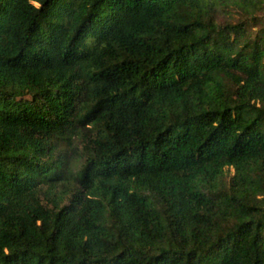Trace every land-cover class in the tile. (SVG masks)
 I'll list each match as a JSON object with an SVG mask.
<instances>
[{"label": "trees", "instance_id": "obj_1", "mask_svg": "<svg viewBox=\"0 0 264 264\" xmlns=\"http://www.w3.org/2000/svg\"><path fill=\"white\" fill-rule=\"evenodd\" d=\"M0 264H264V0H0Z\"/></svg>", "mask_w": 264, "mask_h": 264}]
</instances>
